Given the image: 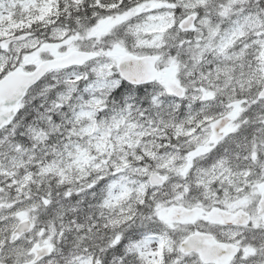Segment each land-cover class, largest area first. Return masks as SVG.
<instances>
[{
	"label": "snow or ice",
	"instance_id": "snow-or-ice-1",
	"mask_svg": "<svg viewBox=\"0 0 264 264\" xmlns=\"http://www.w3.org/2000/svg\"><path fill=\"white\" fill-rule=\"evenodd\" d=\"M0 264H264V0H0Z\"/></svg>",
	"mask_w": 264,
	"mask_h": 264
}]
</instances>
